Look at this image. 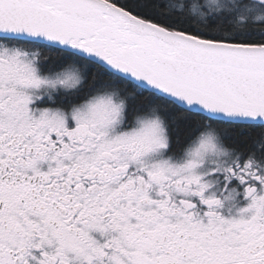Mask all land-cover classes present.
<instances>
[{
  "label": "snow or ice",
  "instance_id": "6c2138e0",
  "mask_svg": "<svg viewBox=\"0 0 264 264\" xmlns=\"http://www.w3.org/2000/svg\"><path fill=\"white\" fill-rule=\"evenodd\" d=\"M0 264H264V0H0Z\"/></svg>",
  "mask_w": 264,
  "mask_h": 264
}]
</instances>
